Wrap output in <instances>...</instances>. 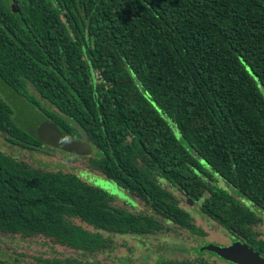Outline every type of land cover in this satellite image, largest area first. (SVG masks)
Segmentation results:
<instances>
[{"label": "trees", "instance_id": "obj_1", "mask_svg": "<svg viewBox=\"0 0 264 264\" xmlns=\"http://www.w3.org/2000/svg\"><path fill=\"white\" fill-rule=\"evenodd\" d=\"M0 77L92 144L89 170L137 206L0 150V235L82 255L40 263L109 264L97 258L115 255L116 238L156 235L163 222L205 238L194 213L262 256L243 204L264 211V0H0ZM0 133L43 146L1 94Z\"/></svg>", "mask_w": 264, "mask_h": 264}, {"label": "rangeland", "instance_id": "obj_2", "mask_svg": "<svg viewBox=\"0 0 264 264\" xmlns=\"http://www.w3.org/2000/svg\"><path fill=\"white\" fill-rule=\"evenodd\" d=\"M31 94L40 101L44 108L52 111H58L54 105L44 100L41 95L36 91L34 87H30ZM0 94L2 98L12 106L14 109V119L22 127L24 119L35 118L39 115H43L39 108L32 106L16 91H14L1 77H0ZM56 125V124H55ZM58 130L66 135H69L62 131L60 127ZM179 135V134H178ZM76 141L83 142L86 145H90L92 153L85 154L82 149H86L85 146L77 144L76 142L73 151L60 149L57 146H41L37 150L23 149L20 146H13L6 142L3 134L0 133V150L7 152L21 160H25L32 166L42 168L51 171H63L65 173H71L79 175L83 180L90 185L99 189L103 193L115 198L121 205L125 204L130 208H137L132 198L123 191L115 182L108 179L102 174L92 172L89 170V159L98 155V150L84 138L75 139ZM82 140V141H81ZM66 144H71L72 141L65 138ZM81 146V147H80ZM220 186H227L224 181L217 179ZM218 185V183H217ZM233 196L237 199H242L238 194V191L231 190ZM180 196L178 192H176ZM244 202V201H243ZM130 204V205H129ZM141 206V205H140ZM184 207L189 211H195L194 206L188 205L183 202ZM142 207V206H141ZM138 206V208H141ZM261 216L264 214L259 210H256ZM197 217L198 225L207 233L205 238L194 236L191 233L182 230L174 225H167L163 222L164 230L156 235L145 236H129L116 238L118 247L113 257L100 256L97 259L109 263V264H156L161 261L168 260H195L203 257L208 259L211 264H226L225 260L220 258L217 254L202 250L209 245H215L218 247L236 250L241 248L240 244H234L226 239V232L217 223L211 222L210 218H203L201 215L194 213ZM264 231V226L262 227ZM6 240V241H4ZM1 244L6 246L15 247V251L9 252L3 248L0 251V264H14L18 261L20 264H35L32 260L33 255H45L46 257L53 258L57 256L59 258H77L79 253L62 246H54L48 244L44 239H34V241H10V239L0 238ZM4 241V242H3ZM230 244L224 246V244ZM243 246V245H242ZM5 247V246H4ZM17 250L27 251L30 255L25 253H19ZM17 251V252H16ZM18 255L22 257L19 258ZM199 256V257H198ZM86 259H91L88 255ZM4 261V263H2ZM232 264V263H231Z\"/></svg>", "mask_w": 264, "mask_h": 264}, {"label": "water", "instance_id": "obj_3", "mask_svg": "<svg viewBox=\"0 0 264 264\" xmlns=\"http://www.w3.org/2000/svg\"><path fill=\"white\" fill-rule=\"evenodd\" d=\"M22 128H24L34 139L42 143L44 147L52 145L57 146L60 149L73 151V148L76 145L75 143L78 142L77 144L83 145L86 148L82 149V152H87L85 154L92 153V148L90 145L76 141V138L72 135H66L68 140L72 141L71 144H66V137L63 136L64 134L58 130L55 123L47 120V118H45L43 115L26 120L24 119ZM235 243L240 244L241 248L232 250V248L226 249L215 245H209L206 248H202V250L204 249L206 251L215 253L226 262L232 264H264V257L259 253L250 249L249 246L242 244L241 242Z\"/></svg>", "mask_w": 264, "mask_h": 264}, {"label": "flooded vegetation", "instance_id": "obj_4", "mask_svg": "<svg viewBox=\"0 0 264 264\" xmlns=\"http://www.w3.org/2000/svg\"><path fill=\"white\" fill-rule=\"evenodd\" d=\"M226 187V186H225ZM231 195H233L232 193H231ZM235 196V195H234ZM239 197V196H238ZM237 200H239V201H241L240 199H237ZM242 202H243V200H242ZM243 203H245V202H243ZM248 210H249V212H251L253 215H254V217H255V219L248 225V228H250V230L256 235L255 237H253V238H251V241H254V238H255V241L254 242H258L259 244H261V242H263L264 243V231L262 230L263 228V226H264V217L263 216H261L256 210H259L260 212H262L263 214H264V211L263 210H261L260 208H258V207H256V206H254V205H249V204H247V203H245V204H243ZM204 218H206V217H204ZM210 221L211 222H214V223H216L215 221H213L212 219H210ZM219 225V224H218ZM226 239L228 240V243L230 242V244L231 243H235V242H243V241H245L243 238L242 239H236V240H234V238H232L229 234H227V232H226ZM0 238H5V239H10V241H20V242H24V241H27V242H30V241H34V239H42L43 240V238H31V237H26V238H23V237H21V236H1L0 235ZM45 240V239H44ZM4 241H6V240H4ZM3 241V242H4ZM46 241V240H45ZM47 243L48 244H50L48 241H47ZM224 244V246H227V245H230V244ZM0 244H1V241H0ZM5 246V247H4ZM252 246V245H251ZM252 247H254V246H252ZM3 248H5V249H7V251H9V252H11V250H12V252L13 251H15L16 249H15V247H12V246H6V244H3V245H0V251L1 250H3ZM255 248V247H254ZM262 249H264V248H262ZM20 254L21 253H25V254H27V255H30V253L29 252H27V251H22V250H17ZM16 251V252H17ZM79 253V257H77L76 259H80V258H82V255H81V253L80 252H78ZM262 256L264 257V252H262ZM18 257L19 258H27V259H30L31 257H29V256H27V257H22L21 255H18ZM35 257H44V259H51V261H54V258H59V257H57V256H54L53 258H50V257H46L45 255H33V257H32V260L35 262V264H42V263H40ZM67 259V258H66ZM225 263L226 264H231V263H229V262H226L225 261ZM14 264H20L18 261H16Z\"/></svg>", "mask_w": 264, "mask_h": 264}]
</instances>
